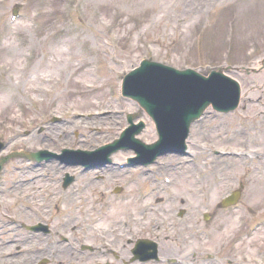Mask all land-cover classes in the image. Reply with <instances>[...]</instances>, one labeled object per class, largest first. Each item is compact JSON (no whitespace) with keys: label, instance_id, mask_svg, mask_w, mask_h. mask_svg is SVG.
I'll list each match as a JSON object with an SVG mask.
<instances>
[{"label":"rangeland","instance_id":"374dc122","mask_svg":"<svg viewBox=\"0 0 264 264\" xmlns=\"http://www.w3.org/2000/svg\"><path fill=\"white\" fill-rule=\"evenodd\" d=\"M67 2L71 20L64 16L62 9ZM77 3L83 18L76 12ZM14 8L19 9L21 16L5 30ZM74 23L73 28L70 24ZM95 52L105 58L103 69ZM141 55L178 68L192 67L202 73L222 65L259 69L264 59V0H0V139L8 143L1 155L18 149L47 151L46 148L55 150L58 145L83 149L111 142L126 123L124 113L138 111L118 90L123 71L137 63ZM114 57L116 63L112 62ZM124 59L127 61L121 64ZM242 72L243 93L264 99V68L258 72ZM205 112L200 137L192 134L189 149L195 156L191 160L219 159L237 165V169L223 170L220 183L214 181L209 171L211 184L208 182L201 194L193 179L185 176L191 171L188 164L182 172L167 174L171 189L158 188L161 199L166 200L169 191L174 194L167 204L158 201L154 206L158 210L166 209L165 212L141 211L134 215L139 205L130 202L135 210L122 209L123 197L118 201L112 199V204L106 202L115 210L108 213L102 208L105 202L94 200L86 215L80 206L87 204L73 197L77 208L69 205V213L62 206L53 212L54 220L47 216L50 209L43 203L48 191H39L40 183H34L27 191L29 199H36L29 212L23 207L25 196L13 188L3 199L4 206L8 208L9 204L14 211L11 207L4 210L10 213L12 210L27 226L48 222L51 231L50 234L38 231L34 236L28 230L19 231L22 242L0 244V264H36L42 255L49 258L44 264L102 262V258L95 259V254L89 260L83 257V245L91 244L106 248L110 256L107 264H122V260L128 261L133 255L130 242L136 240V235L142 238L157 235L153 221L149 220L151 216L157 217L158 229L163 234L158 241V259H150L146 264H166L169 257L186 260L187 264H202L216 256L222 263L232 260L231 264H264V107L251 106L245 121H239L233 113L220 119L210 108ZM139 115L151 126L140 137L152 141L156 135L154 127L142 112ZM53 116L61 120L41 140L42 135L35 129L38 127L40 131L41 125ZM250 118L257 121H248ZM244 122L251 123L257 134L249 136L254 150L248 152H243L233 140L237 127ZM58 128L60 133L56 131ZM96 128L101 129L100 135L87 134L89 129L95 132ZM207 150L219 151L220 156L205 158L201 154ZM238 153L241 155L237 156ZM118 156L113 158H124ZM161 160L183 165L189 158L168 155ZM21 161L14 158L4 166L16 170L15 165ZM6 176L12 181L13 173L7 172ZM46 182L56 185L55 180ZM240 183L243 187L238 208L232 214L218 210L215 215L213 211L210 218H214L200 225L206 219L202 217L208 208ZM126 203L128 207L130 204ZM182 208L184 214L178 215ZM125 216L129 219L126 230L119 224ZM137 216L145 230L152 233L140 228ZM94 217L98 218L102 230L91 228L87 234L85 225ZM4 219L6 215L0 213V223ZM195 219L198 224L194 223ZM197 228L206 230L205 238L197 233ZM112 235L118 239L110 241ZM170 235H176L174 240ZM58 239L59 244L54 246L52 241ZM17 249L20 253L15 255ZM221 249L227 250L224 253ZM9 253V257L3 256Z\"/></svg>","mask_w":264,"mask_h":264},{"label":"bare ground","instance_id":"6f19581e","mask_svg":"<svg viewBox=\"0 0 264 264\" xmlns=\"http://www.w3.org/2000/svg\"><path fill=\"white\" fill-rule=\"evenodd\" d=\"M195 1V0H193ZM78 6L76 8V12L78 14V16L82 17V15L80 14L79 12V8L81 7L79 3H77ZM65 7H66V3L64 4L63 6V13H64V10H65ZM83 18V17H82ZM18 19H16L14 22H16ZM84 21V19H82V22ZM66 25H64L65 27ZM101 64H99V66L101 65V68L103 69L105 67V58L103 56H101L99 53L95 52V55H94ZM142 56V55H141ZM118 59V58H117ZM119 61V60H118ZM127 61V59L125 60L124 59V62H120L121 64L125 63ZM262 62V61H261ZM145 65H147V67L149 68V70H151V67H153V71L149 72V75L152 77H149L151 80H154L156 81V83L158 85H164L165 87H169V81H174V78H177V79H180V82H185L181 77H182V74H179L178 71L179 69L177 67H174L172 66L171 64H167L164 69L162 70V67L159 65L158 63V60L155 64H153V61L152 62H148L146 59H138L137 63H133V64H130V67H132V69L134 68L135 70L137 71H140L142 70V72L144 71L145 72V67H143ZM142 66V68L140 69V67ZM156 67H158L157 69H160V72H156ZM227 67V65H222L221 68L222 70H224L225 68ZM97 68V67H96ZM237 68V67H235ZM130 69V68H129ZM132 69L131 72H132ZM129 70V71H130ZM147 70V71H149ZM125 72V71H123ZM131 72L130 74L128 72L125 73V81H123V83L121 84V93H122V96L125 97L126 95H129V98L130 100H132V97L135 95L140 104L142 106L145 105V103H147V105L149 106V108L151 109V111H153L152 113L154 114L153 115V118H156V110L157 108L161 105L165 110H168V108H171V109H175V114H179L180 113V116H181V120L184 121L186 120V122L188 120H191V118L189 117L188 113L186 112L187 111V107H190V108H194V106L196 105H199L201 104V100L195 96L196 100H192L190 99V96L188 97H183L182 95L178 94V90H174V89H171L169 91H167L165 94H163L161 91H157L153 94V97L152 98H145L144 94L146 93V91L143 90V88L141 87L142 85L141 84H136L134 79L132 78V75H131ZM171 73L172 74V77L167 75L168 73ZM164 77V81L163 78ZM174 77V78H173ZM161 83H160V81ZM243 77L241 78H236L235 80H233V82L231 83L232 86H239V87H242L244 88V85L241 81ZM186 82L188 84V87L189 89L192 88L194 89V91L198 94H200V97L204 95L205 93H208L209 95L212 94V97L214 98V93H215V90H217L220 86V82L217 81L215 82L214 80H212V78H209L207 80H210V83L209 84H206L205 86V90L207 91H203V89L198 88V86L195 84L194 80L188 76L186 78ZM258 85H260L258 83ZM245 89V88H244ZM211 91V92H209ZM237 99H241L243 102L245 101L246 97L244 95V93L238 95L237 94ZM240 97V98H239ZM147 101V102H146ZM161 102V103H160ZM195 103V104H194ZM247 105V104H245ZM240 106V104H239ZM242 108V106H240ZM144 109L146 111H149V109L147 108V106L145 105L144 106ZM150 126V125H149ZM148 124L145 123V126L144 128L141 130L142 133L144 132V130H146L148 127ZM186 126H188L186 124ZM151 127V126H150ZM160 127L162 129H160V131L157 133V130L154 129V131L157 133L156 134V137L153 138L154 141L151 142V141H148V142H145L143 141L142 142V146L145 148L143 149L142 147H139L138 146V143L135 142V144L137 146H135L137 152H145L147 150V152L150 154H146L148 157L146 158V155L144 154L145 158L149 161H139L138 159H136V154L137 152H131V154H127L125 156H122L121 153H115L113 157H118L119 158V154L121 155L120 157H124L122 159H116L117 161H119L120 163H124L125 164V169H126V172L129 171V177L131 179H133V182H131L130 180L126 179V178H123L120 174H119V171L118 170H111V169H105L106 172H101L99 171V169L97 167H95L94 169L95 170V173H96V177H97V181H98V186H99V189L103 190L106 194L109 195V198H112V199H115V198H119L120 195L118 194V192L116 191V187L118 186H121V189L122 191L125 193V195L127 196V199H133L134 196H136L138 198L139 195H141L142 198H145L144 194H147V196L149 198H160L159 195H158V191H157V188L161 187V184L160 183H157L155 181H151V180H148L147 177H141V180H136V177L134 175V172H138L141 170V165L142 166H146L147 163H151V160L155 157V156H152V155H165V150L162 148L160 142H161V139L159 138H162V137H166L167 140H169L170 142H174V139L171 138L170 136H168L167 134L170 132V128H171V123L170 122H167L166 123H161L160 124ZM182 128V125L178 126L176 129L177 130H180ZM189 128L194 131L195 133H197V130L192 128L191 126H189ZM57 132L60 133V129H56ZM176 131L173 132V134L175 133ZM180 132V131H179ZM177 132V133H179ZM92 133H96V134H101V129L99 128H96L95 129V132L91 131V129L88 130L87 134L89 136L91 135H96V134H92ZM131 141L133 143V141L131 139H126L125 140V143L128 144L129 141ZM160 140V141H159ZM140 145V143H139ZM168 152V151H167ZM83 153H84V150H83ZM190 154H192V152H190ZM29 156H35L34 154H28ZM84 157V156H83ZM159 160L161 161V164L163 163L164 165L168 166V161L167 160H161L162 158L161 157H158ZM118 167H115V169H117ZM120 171H122L120 169ZM58 182L60 183V187L62 189H65L66 187L61 183V180L59 178ZM46 185H48L50 187V183L49 182H46ZM93 185H95L93 183ZM216 186V185H215ZM70 188V187H69ZM50 191V189H49ZM188 192H186L187 194ZM190 194V193H189ZM118 195V196H117ZM235 196V194H234ZM233 196V197H234ZM188 199H190L191 197L190 196H187ZM129 204L131 205V207H127L126 206V202H123L120 204V207L122 209H125V208H133L134 209V204L130 203L131 201H128ZM56 205H57V202H56ZM223 249V248H222ZM221 249V252H226V250H222ZM141 251H145L144 249H141ZM154 253H151L150 255H153ZM159 254H160V250H159Z\"/></svg>","mask_w":264,"mask_h":264},{"label":"water","instance_id":"95a60500","mask_svg":"<svg viewBox=\"0 0 264 264\" xmlns=\"http://www.w3.org/2000/svg\"><path fill=\"white\" fill-rule=\"evenodd\" d=\"M153 64H155L154 62H153ZM162 67V70L164 69V67L163 66H161ZM142 68V66L140 67V69ZM158 67H156V72H160V69H157ZM152 69H153V67H152ZM212 74H214V72H212L211 73V75ZM160 75V74H159ZM161 76V75H160ZM149 77H151L150 75H149ZM162 77V76H161ZM132 78L134 79V81H135V83L136 84H141L142 85V83H143V90L144 91H146L149 95L151 94V93H155V92H157V91H161L162 92V86L161 85H158L157 83H156V81H155V79L154 80H151L150 78H148V76L147 75H145L144 74V71L142 72V70H141V72L140 71H138L136 74H134L133 76H132ZM152 78V77H151ZM163 78V80H164V77H162ZM159 80V79H158ZM160 81V80H159ZM160 83H161V81H160ZM144 95H146V93L144 94Z\"/></svg>","mask_w":264,"mask_h":264},{"label":"flooded vegetation","instance_id":"af4514ba","mask_svg":"<svg viewBox=\"0 0 264 264\" xmlns=\"http://www.w3.org/2000/svg\"><path fill=\"white\" fill-rule=\"evenodd\" d=\"M97 182H98V181H97ZM97 184H98V183H97ZM97 190H98V189H94V188H92V189H91V193H92V194H93V193H97Z\"/></svg>","mask_w":264,"mask_h":264}]
</instances>
